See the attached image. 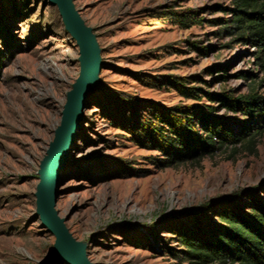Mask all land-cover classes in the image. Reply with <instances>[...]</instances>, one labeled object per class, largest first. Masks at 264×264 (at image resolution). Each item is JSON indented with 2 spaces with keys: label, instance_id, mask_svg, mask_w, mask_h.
<instances>
[{
  "label": "rangeland",
  "instance_id": "rangeland-1",
  "mask_svg": "<svg viewBox=\"0 0 264 264\" xmlns=\"http://www.w3.org/2000/svg\"><path fill=\"white\" fill-rule=\"evenodd\" d=\"M73 1L103 65L58 172L55 208L93 264L202 263L186 255L184 236L211 237L222 214L251 211L254 197L264 209V130L251 149L164 168L140 125L157 109L213 107L236 128L248 117L206 93L264 97L259 50L222 33L230 0ZM79 59L58 8L0 0V264H41L54 251L35 192ZM170 76L201 89V101L166 85Z\"/></svg>",
  "mask_w": 264,
  "mask_h": 264
},
{
  "label": "trees",
  "instance_id": "trees-1",
  "mask_svg": "<svg viewBox=\"0 0 264 264\" xmlns=\"http://www.w3.org/2000/svg\"><path fill=\"white\" fill-rule=\"evenodd\" d=\"M229 9L233 19L226 23L224 35H238L237 38L257 47L260 66L264 68V0H230ZM179 21H185L179 19ZM202 21V20H201ZM182 24V23H181ZM224 78V76H222ZM166 85L174 88L182 97L201 101V89L188 87L175 77H164ZM206 95L211 101L248 117L247 121L236 120L237 126L202 109L175 107L153 111L152 121L140 122L144 142L162 153L158 163L164 168L174 167L238 146L251 149L264 130V97L256 93L234 97L230 93ZM141 143L142 139H137ZM224 224L211 237L184 236L186 255L199 264L217 261L230 264H264V209L262 203L253 198V209L245 212L236 207L222 214Z\"/></svg>",
  "mask_w": 264,
  "mask_h": 264
},
{
  "label": "water",
  "instance_id": "water-1",
  "mask_svg": "<svg viewBox=\"0 0 264 264\" xmlns=\"http://www.w3.org/2000/svg\"><path fill=\"white\" fill-rule=\"evenodd\" d=\"M58 8L66 31L76 41L80 49L81 71L72 89L67 93L61 122L55 130L53 141L38 171L39 183L36 187V217L42 226L55 238L54 251L47 261L41 264H93L87 253V244L78 241L67 228L65 218L56 210L60 193L57 189V176L66 159L76 129L83 120L85 100L99 85V74L103 60L97 36L89 27L73 0H46Z\"/></svg>",
  "mask_w": 264,
  "mask_h": 264
}]
</instances>
